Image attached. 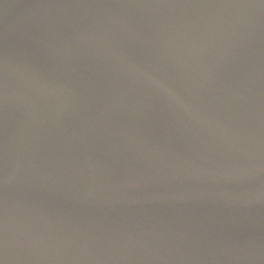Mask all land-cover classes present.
<instances>
[{"label":"water","instance_id":"water-1","mask_svg":"<svg viewBox=\"0 0 264 264\" xmlns=\"http://www.w3.org/2000/svg\"><path fill=\"white\" fill-rule=\"evenodd\" d=\"M0 264H264L251 0H0Z\"/></svg>","mask_w":264,"mask_h":264}]
</instances>
